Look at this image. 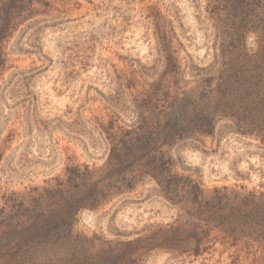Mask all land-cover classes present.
<instances>
[{"label": "rangeland", "instance_id": "obj_1", "mask_svg": "<svg viewBox=\"0 0 264 264\" xmlns=\"http://www.w3.org/2000/svg\"><path fill=\"white\" fill-rule=\"evenodd\" d=\"M210 6V0H0V232L25 220L22 202L30 206L43 188L65 179L67 168L89 167L94 180L108 181L113 141L138 121L134 105L144 107L156 87L164 110L170 102L164 92L192 87L185 76L190 84L177 90L175 73L207 69L222 53L228 59L230 38L215 28ZM256 39L249 35V50L257 49ZM158 149L172 159L180 197L195 186L205 196L215 189L240 197L264 191V145L231 120L219 119L212 135L190 134ZM134 176L97 208L81 211L73 238L62 245L28 251L4 233L0 264H264L260 229L235 241L190 217L185 199L170 201L155 180L137 170L127 175ZM204 232L209 236L198 250L192 236Z\"/></svg>", "mask_w": 264, "mask_h": 264}, {"label": "trees", "instance_id": "obj_2", "mask_svg": "<svg viewBox=\"0 0 264 264\" xmlns=\"http://www.w3.org/2000/svg\"><path fill=\"white\" fill-rule=\"evenodd\" d=\"M210 2L211 18L217 20L215 28L226 29L230 38L228 59L223 58L222 53L207 69L190 67L188 72L175 73L173 84L177 90L190 84L185 76L191 78L192 87L180 92H164L163 96L170 101L164 110L157 102L160 89L151 86L156 91L149 92L145 106L134 105L132 117L137 118V123L121 129L113 141L105 166L108 181L102 177L94 180L95 172L89 167L67 168L65 179L43 188L30 206L22 202V211L27 212L28 217L8 225L6 232H0V237L11 232L20 238L15 241L17 245L22 244L28 251L62 245L73 238L78 214L97 208L118 184L129 185L135 176L127 175L137 170L155 180L168 200L185 199L191 207L188 214L199 224L220 228L235 241L250 239L260 229L264 240V191L240 197L215 189L214 194L205 196L203 190L195 186L193 192L180 197V190L174 185L176 178L170 174L172 159L167 152L158 149L161 144L171 147L190 134L212 135L219 119L231 120L241 134L256 136L264 145V0ZM251 34L257 37V49L252 51L247 47ZM208 236V232L192 236L198 250ZM261 242L264 246V241Z\"/></svg>", "mask_w": 264, "mask_h": 264}]
</instances>
